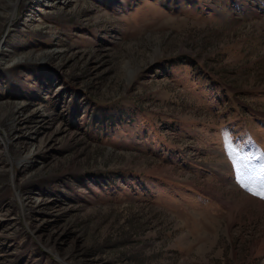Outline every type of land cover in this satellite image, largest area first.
<instances>
[{"label":"rangeland","instance_id":"374dc122","mask_svg":"<svg viewBox=\"0 0 264 264\" xmlns=\"http://www.w3.org/2000/svg\"><path fill=\"white\" fill-rule=\"evenodd\" d=\"M0 33V264H264V0H0Z\"/></svg>","mask_w":264,"mask_h":264},{"label":"bare ground","instance_id":"6f19581e","mask_svg":"<svg viewBox=\"0 0 264 264\" xmlns=\"http://www.w3.org/2000/svg\"><path fill=\"white\" fill-rule=\"evenodd\" d=\"M17 6V3L16 4H14V6L13 7H16ZM1 34V33H0ZM1 43V42H0ZM15 189V188H14ZM14 192V191H13ZM15 193V196H18L17 194L18 193H16V192H14Z\"/></svg>","mask_w":264,"mask_h":264},{"label":"snow or ice","instance_id":"6c2138e0","mask_svg":"<svg viewBox=\"0 0 264 264\" xmlns=\"http://www.w3.org/2000/svg\"><path fill=\"white\" fill-rule=\"evenodd\" d=\"M259 195H261V197L264 198V192H260Z\"/></svg>","mask_w":264,"mask_h":264}]
</instances>
